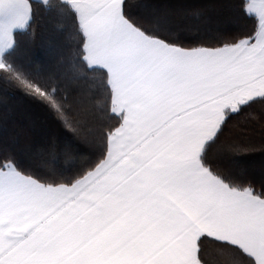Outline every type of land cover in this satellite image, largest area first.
<instances>
[{
    "label": "snow or ice",
    "instance_id": "snow-or-ice-1",
    "mask_svg": "<svg viewBox=\"0 0 264 264\" xmlns=\"http://www.w3.org/2000/svg\"><path fill=\"white\" fill-rule=\"evenodd\" d=\"M48 3V0H44ZM110 122L100 157L70 178L0 158V264H264V190L213 163L232 114L264 105V0L252 35L184 47L127 0H60ZM29 0H0V82L65 119L59 85L14 60ZM215 246V255L206 247Z\"/></svg>",
    "mask_w": 264,
    "mask_h": 264
},
{
    "label": "trees",
    "instance_id": "trees-1",
    "mask_svg": "<svg viewBox=\"0 0 264 264\" xmlns=\"http://www.w3.org/2000/svg\"><path fill=\"white\" fill-rule=\"evenodd\" d=\"M31 18L14 34V60L26 71L53 80L66 98L65 119L45 103L0 82V158H13L27 174L70 178L94 163L110 123L101 109L106 98L101 77L83 70L80 37L60 0H29ZM130 16L166 20L184 47L219 46L252 35L254 17L246 0H127ZM213 163L257 191L264 190V105L253 104L227 120ZM206 247L215 255V246Z\"/></svg>",
    "mask_w": 264,
    "mask_h": 264
},
{
    "label": "crops",
    "instance_id": "crops-1",
    "mask_svg": "<svg viewBox=\"0 0 264 264\" xmlns=\"http://www.w3.org/2000/svg\"><path fill=\"white\" fill-rule=\"evenodd\" d=\"M37 1H44V0H37ZM24 29V28H23ZM20 30H22V29H20ZM20 30H17V31H20Z\"/></svg>",
    "mask_w": 264,
    "mask_h": 264
}]
</instances>
